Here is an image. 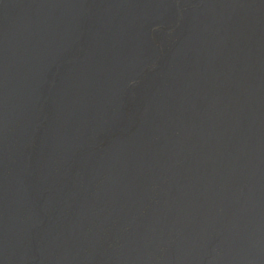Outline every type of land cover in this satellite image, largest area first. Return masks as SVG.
Listing matches in <instances>:
<instances>
[{
  "label": "water",
  "instance_id": "water-1",
  "mask_svg": "<svg viewBox=\"0 0 264 264\" xmlns=\"http://www.w3.org/2000/svg\"><path fill=\"white\" fill-rule=\"evenodd\" d=\"M0 264H264V0H0Z\"/></svg>",
  "mask_w": 264,
  "mask_h": 264
}]
</instances>
